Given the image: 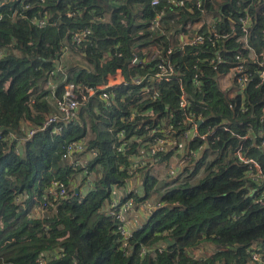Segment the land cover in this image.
<instances>
[{"label": "trees", "instance_id": "trees-1", "mask_svg": "<svg viewBox=\"0 0 264 264\" xmlns=\"http://www.w3.org/2000/svg\"><path fill=\"white\" fill-rule=\"evenodd\" d=\"M169 1L160 0L153 7L151 0H12L7 6L0 0V50L8 52L0 59V264H38L48 252L63 255L51 264L246 263L250 248L264 241V206L259 203L264 186L246 179L247 166L237 156L242 149V156L259 162L264 173V0H179V7ZM21 2L32 8L26 20L13 22ZM69 11L77 15L69 17ZM159 14L163 18L155 32L151 27ZM32 17L47 18L49 24L38 28ZM201 21L205 44L173 56L185 64L184 88L191 110L205 119L200 136L187 139L182 152L192 151L197 157L178 176L162 183L151 175V167L138 170L141 195L132 196L135 208L146 207L152 196L158 202L124 248V238L106 206L117 197V189L122 190L127 181L136 185L137 179L127 158L114 150L109 129L125 127L130 138L143 137L144 125L152 122L149 117L133 122L123 118L134 107L142 112L152 108L160 122L173 117L181 137L186 127L176 124L183 120L179 82L163 83L162 98L154 103L125 106L118 100L105 118L100 116L101 104L92 101L64 124L61 133H53V128L37 132L18 152L16 139L26 136L21 124L41 126L53 113L50 92H39V83L54 73L66 47L87 64L58 84L57 99L70 81L98 88L119 72L127 81L144 73V49L158 45L165 53L172 32H183L188 24ZM84 29L92 32L88 42L73 44L72 34ZM216 34L220 40H215ZM106 56L111 60L103 62ZM199 59H215L217 64L197 65ZM240 67L241 73L230 80L231 88L239 91L231 92L223 86V78ZM198 72L201 89L193 81ZM246 75V85L240 89L238 79ZM108 90L132 99L131 88L119 85ZM214 129L218 132L213 138L201 137ZM82 139L92 156L88 160L86 153L79 154L86 168H74L62 161L63 148ZM176 153L181 155L178 149H168L160 163L169 162ZM56 181L70 186L68 195L47 202L42 213L44 197ZM203 245L206 254L194 258L192 253ZM143 248L153 251L141 256Z\"/></svg>", "mask_w": 264, "mask_h": 264}, {"label": "built area", "instance_id": "built-area-1", "mask_svg": "<svg viewBox=\"0 0 264 264\" xmlns=\"http://www.w3.org/2000/svg\"><path fill=\"white\" fill-rule=\"evenodd\" d=\"M12 0H1L2 6H7L9 2ZM17 1V0H15ZM45 1V0H42ZM170 4H173L176 7L182 5V2L179 0L169 1ZM22 7L21 11L18 12L16 9L14 11V15L12 17V21L14 22L17 18L26 20L27 12L32 8L31 4H27L21 2ZM151 4L153 7H157L160 4V0H151ZM69 17H75L77 13L73 11H69L67 13ZM163 15L159 14L155 19L151 30H154L155 27L158 29ZM31 23L38 28L46 27L49 22L46 18H36L32 17ZM179 20V17L175 19V21ZM175 21H172L174 24ZM243 27L244 31L248 30V19H243ZM194 25L188 24L183 32L176 33L172 32L169 36V48L164 53L163 50L158 46L154 45L150 49H144L143 53L146 54V58H144L143 63L144 66H147L144 73H137L135 75L130 76V80L127 81L124 76L119 72L116 76L111 77L108 81V84L104 86H100L98 88H86L84 85H77L74 81H70L66 83L63 95L61 99L56 98L57 86L56 81L58 80L57 76L51 74L50 80L48 81L47 89L50 92L49 99L53 103V113L46 119V121L41 126H32L29 122L27 124V133L24 138L16 139L18 144V152H21L23 147L21 144H24L26 140L33 137L37 132H43L49 128H53V133L59 134L63 131L64 124L67 122L73 121L75 115L82 107H86L92 101L93 103H100L102 110L100 116L105 118V113L109 112L113 105L118 104V100L123 105L127 106L129 103H135V105H141L146 102H157L159 101L161 96V85L163 83H171L174 81H178L181 85V95L179 96V109L183 112V120L179 121L177 127H186L183 128L181 132V137L177 135L178 130H176L175 122L173 117H170L169 120L160 122L159 118L154 114L153 109H149L146 112H142L134 107L131 111V114L128 117H124L123 121H136L139 118L149 117L151 119V123L144 125V131L146 133V137H136L130 138L129 132L125 127L122 128H114L112 126L109 129V132L113 135V144L114 150L117 154L124 156L131 164V172L134 174V178L137 179L136 185L133 184L132 181H127L126 186L119 190L117 189V197L109 202L106 206V213L108 216L113 218L118 227V232L124 238L123 247L127 248L129 246V240L133 237V233L128 227V221L130 214L135 209V201L134 195H141V179L138 176V170L141 168H148L153 166H157L160 163L161 156L167 152L168 149H178V151H185L186 147L183 140L191 139L193 140L195 137L200 136V126L205 123V119L203 115H197L191 110V104L189 100L188 93L185 91V82L183 77L185 73L183 71V66L185 64L178 60L177 58H173V56L178 52L182 55L187 48L193 46H201L204 45L207 41V37L204 36L194 28ZM44 27V28H45ZM92 35L91 30L84 29L82 32H75L72 34V42L77 46H82L84 43L88 42V39ZM215 40H220L219 35H215ZM225 38V36L223 37ZM213 45L212 38L208 40ZM3 50H0V59L7 56ZM121 57L120 54H118ZM111 60L110 57H105L103 62H108ZM137 61V59H136ZM135 61V62H136ZM139 63V61H137ZM207 63L208 66H215L216 60H197V65H203ZM243 67L236 68L230 71V74L234 72L232 76H237L241 73ZM229 74V75H230ZM121 75V79H118V76ZM202 73L198 72L194 75V83L198 89L202 88L201 80ZM248 75L242 80L238 79L240 89H243L246 85V80ZM264 77V72L261 74ZM49 79V78H48ZM55 82L53 84L52 80ZM122 85L126 88H131L128 97H132L131 100H127V97H118L116 91H109V88H114L116 86ZM236 89L232 87L230 89L231 92H234ZM101 91L97 100H94L97 92ZM135 91V94L133 92ZM234 96V95H232ZM141 127H139V130ZM137 129H135L136 132ZM225 130H227L225 128ZM218 129L210 130L206 135H202L201 137H214ZM264 132V127L262 131ZM136 134V133H135ZM2 137V130H0V138ZM180 138V141H178ZM246 140L247 138H243ZM15 140V139H14ZM87 141L85 139L72 141L65 144L62 153V161L70 165L74 168H79L80 166L86 168V163L82 162L78 158L79 154L86 153V158L91 159L92 154L87 153ZM264 144V141H263ZM242 149H239L237 152V156L239 160L247 166L246 179L257 186H264V173L262 166L253 159L244 158L241 153ZM197 154L190 151L189 154L183 153L182 159L177 160L176 156H173L175 160H171L170 170L174 169V162H176V166L178 168L185 166L187 162L191 160V158H196ZM157 164V165H156ZM172 174V173H171ZM139 184V185H138ZM74 186L72 185L71 188ZM70 186L65 184L62 181H56L49 190V193L44 197V208L47 207V202L50 200L57 201L65 199L68 195V190ZM131 196L130 198H128ZM259 203L264 206V194L259 199ZM50 204V203H49ZM205 245L202 246L200 250H197L192 253L193 257L196 258L198 256H203L206 254ZM148 251L147 248H143L141 252V256H145ZM61 253L63 250L60 251ZM211 254V252H209ZM249 261L246 263H234L231 262L229 264H264V241L253 245L249 250ZM63 255L60 253H52L48 252L40 256L38 260V264H51V262L61 258ZM76 264V263H73Z\"/></svg>", "mask_w": 264, "mask_h": 264}, {"label": "rangeland", "instance_id": "rangeland-1", "mask_svg": "<svg viewBox=\"0 0 264 264\" xmlns=\"http://www.w3.org/2000/svg\"><path fill=\"white\" fill-rule=\"evenodd\" d=\"M21 7H22V4H21ZM21 7H20V9L18 8L17 10H18V12L21 10ZM47 19V18H46ZM170 19V21H172V20H174L173 18H169ZM48 20V19H47ZM48 22H49V20H48ZM213 22H209V24H212ZM172 24H174L173 22H172ZM174 26H179L178 24H174ZM45 27V26H44ZM43 27V28H44ZM194 28H196L197 30L199 29V28H197L195 25H194ZM213 28H215V27H213ZM159 29L157 28V27H155V29L153 30V31H158ZM72 54V55H71ZM61 63H59L58 62V65H57V68H56V70L54 71V75H56L57 76V78H58V80L56 81V84H58V82H60V83H64V82H66L67 81V79H68V77H71L72 76V74L74 73V72H76L78 69L77 68H79V67H77L76 65H75V63H80V65L81 64H83V65H85V64H87V61H86V59L82 56V55H79V54H76L75 52H73V51H71V49L70 48H68V47H66L65 49H64V52H63V55L61 56V61H60ZM68 62H69V64H68ZM62 64H64V68L62 67ZM82 66V65H81ZM235 72V71H234ZM234 72H232L230 75H228V76H226V77H224L223 78V86L224 87H226V89L228 88V87H230L231 88V86H232V84H231V76L234 74ZM50 75H49V79L47 78V79H45L44 81H40V83H39V88L41 89H39V92H41V91H44V90H48L47 89V86H48V81L50 80ZM230 77V78H229ZM52 80V79H51ZM53 84H55V82L52 80L51 81ZM59 83V84H60ZM34 98V96L32 97V101H31V103H30V105H32V103H33V99ZM25 121H23L22 122V124H21V128H22V130H23V132L26 134L27 133V130H28V128H27V124L26 123H24ZM185 143H186V140H185ZM23 145L24 144H21V146L23 147ZM176 155V159L177 160H181L182 158V156H183V153H181V155H178L177 153L175 154ZM171 160H175L174 158H172V159H170V161L169 162H163V163H159V165H157V166H153V168H152V170H153V172H151V175L152 176H154L157 180H159V181H163V179L166 181L168 178H170V177H176V176H178V174H179V171H182L183 169H184V166H182V167H180V168H178V165L176 166V162H174V169H171L170 170V168L169 167H166V166H169L170 165V163H171ZM167 164H169V165H167ZM155 167H158L156 170L154 169ZM166 170H167V173H165L166 172ZM170 173H172V174H170ZM201 174V176H203V174L202 173H200ZM200 177V176H199ZM197 179H199V178H197ZM92 180V179H91ZM158 181V182H159ZM164 181V182H165ZM160 183V182H159ZM76 186H78L77 184H76ZM155 199V196H152V198H151V201H150V203L151 202H153V200ZM43 209V208H42ZM41 209V211L40 212H42V213H45L46 211H47V209L45 210H42Z\"/></svg>", "mask_w": 264, "mask_h": 264}, {"label": "crops", "instance_id": "crops-1", "mask_svg": "<svg viewBox=\"0 0 264 264\" xmlns=\"http://www.w3.org/2000/svg\"><path fill=\"white\" fill-rule=\"evenodd\" d=\"M213 22V21H211ZM203 24L204 22L201 21V22H198L195 24V26L199 29H201L203 27ZM72 55V54H71ZM69 64V62H68ZM75 65L77 67L80 66V63H75ZM62 67L64 68V64H62ZM121 75L118 76V79H121ZM184 142V140H183ZM185 144V147H186V143L184 142ZM184 152V151H181V153ZM176 156V155H175ZM169 165V164H167ZM171 165V164H170ZM170 165L169 166H166V167H169L170 168ZM158 167H155L154 169L156 170ZM153 172V170H152ZM180 172V171H179ZM167 173V170L166 172ZM171 174V173H170ZM170 178H174V177H170ZM159 181V180H158ZM165 180L163 179V181H159L160 183L164 182ZM151 199L149 200V202L146 203V207H136L133 212L130 214V217H129V221H128V227L129 229L132 231V232H135L136 229L140 228L145 222V220L147 219L148 215H149V212L152 210V208L157 205L156 203L158 202V200H156V198L153 200V202H151Z\"/></svg>", "mask_w": 264, "mask_h": 264}, {"label": "water", "instance_id": "water-1", "mask_svg": "<svg viewBox=\"0 0 264 264\" xmlns=\"http://www.w3.org/2000/svg\"><path fill=\"white\" fill-rule=\"evenodd\" d=\"M62 0H58V2H61Z\"/></svg>", "mask_w": 264, "mask_h": 264}]
</instances>
